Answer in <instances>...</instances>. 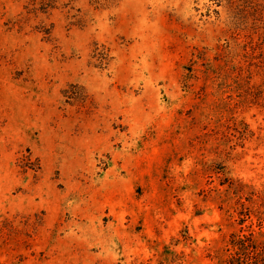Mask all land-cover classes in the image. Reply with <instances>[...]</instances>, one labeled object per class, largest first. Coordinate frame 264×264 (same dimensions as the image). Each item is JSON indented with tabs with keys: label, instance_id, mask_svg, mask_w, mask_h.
I'll list each match as a JSON object with an SVG mask.
<instances>
[{
	"label": "rangeland",
	"instance_id": "obj_1",
	"mask_svg": "<svg viewBox=\"0 0 264 264\" xmlns=\"http://www.w3.org/2000/svg\"><path fill=\"white\" fill-rule=\"evenodd\" d=\"M0 264H264V0H0Z\"/></svg>",
	"mask_w": 264,
	"mask_h": 264
}]
</instances>
